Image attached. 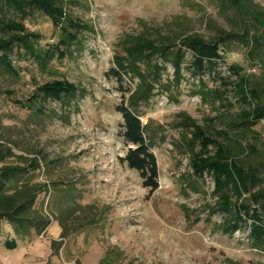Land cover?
Wrapping results in <instances>:
<instances>
[{
    "label": "rangeland",
    "instance_id": "rangeland-1",
    "mask_svg": "<svg viewBox=\"0 0 264 264\" xmlns=\"http://www.w3.org/2000/svg\"><path fill=\"white\" fill-rule=\"evenodd\" d=\"M62 4L70 18L89 28L67 47L59 46L61 31L42 13L26 10L22 16L0 1V39L11 35L7 23H20L38 36L29 40L35 52L47 55L41 63L14 47L13 71L0 64V168L27 170L12 176L5 192L45 188L32 209L49 221L41 235L31 230L17 238L20 248L0 257V264H264V252L250 239L251 221L243 219L237 232L225 234L236 221L235 211L222 212L213 178L197 175L192 163L224 149L232 162L262 180L241 196L231 192L232 202L249 204L252 194L264 196V120L245 121L243 114L254 103L243 104L234 89L247 78L251 88L264 90V48L252 45L253 38L264 37V0ZM220 31L237 39L223 43L221 60L202 73L188 50L179 75L171 63L159 58L152 63L159 67L155 77L150 72L154 91L137 109L158 164V190L149 191L122 162L127 147L116 108L128 96L106 74L133 38L176 45L197 36L216 44ZM54 81L77 92L60 102L44 101L38 88ZM136 84L128 75L121 86L133 90ZM198 133L215 145L204 149ZM55 223L61 232L53 241L49 229ZM2 225L9 228L5 220ZM36 245L37 257L23 258Z\"/></svg>",
    "mask_w": 264,
    "mask_h": 264
},
{
    "label": "trees",
    "instance_id": "trees-1",
    "mask_svg": "<svg viewBox=\"0 0 264 264\" xmlns=\"http://www.w3.org/2000/svg\"><path fill=\"white\" fill-rule=\"evenodd\" d=\"M5 8L12 9L22 16H26V10H36L42 13L50 20L52 27L61 31V39L58 44L62 47L74 43L78 35L88 31V26L70 18L64 11L62 0H0ZM264 26V23H262ZM6 29L11 33L8 38L0 39V64L4 65L9 71L12 70L10 54L14 47L22 48L33 59L43 63L47 57L41 56L35 52L29 40L38 39V36L27 33L20 23H7ZM237 39L235 35L224 34L220 31L219 42L210 44L197 36L185 37L178 44L168 43L160 44L147 37L139 36L133 38L122 50L121 55L114 58L115 68H111L106 76L111 77L119 85V91L123 97L128 96L123 101V106L116 108L121 115L123 124L121 126V138L127 147V153L122 162L126 163L130 170L137 172L143 181V187L149 191L158 190V164L156 157L151 152L152 144L146 137L147 126H145L137 109L142 104L147 103L154 91V85L149 80L150 72L155 77L159 67L152 66L154 59L159 58L163 63H171L174 73L179 75L181 66L185 57L184 50L190 51L193 57V66L197 71L203 72L206 65H215L221 60L220 46L226 41ZM252 45L254 50L264 48V37L253 38ZM59 50V47H58ZM59 57L64 55L59 52ZM238 70V68H231ZM130 75L132 80H137L138 84L133 90H124L122 83L124 77ZM241 101L245 105H252L249 112H245L243 117L246 122L257 123L264 120V104H261V97L264 96V90L251 88L247 78H240L235 84ZM76 88L67 83L54 81L46 83L38 88V93L44 101L51 100L60 102L63 98L74 96ZM125 99V98H124ZM19 106L29 109L21 105ZM199 139L206 143L202 147L207 149L215 142L205 138L198 133ZM1 157V154H0ZM1 160V158H0ZM194 171L201 176L204 173L210 174L214 180L215 192L219 195L220 208L224 213H230L233 208L235 219L230 224V230H225V234H232L240 229V224L245 221H251L250 239L255 247L264 252V196L261 194H252L248 199L249 204L241 203L236 205L231 200L230 193L238 196L246 193L249 187H255L262 183V180L255 176L254 170L246 166H239L230 160L224 149H218L213 157L206 159L202 157L194 158ZM27 172L25 168L20 167H1L0 168V234L2 233V221L5 220L9 228L12 229L14 238L6 239L3 246L13 251L17 248L18 239L28 237L30 231L36 235L49 226V221L39 212L32 209L35 203V195L41 191L25 189L23 192L12 195L6 194V182L16 174ZM252 205L259 206V210L253 209ZM233 264V262H229Z\"/></svg>",
    "mask_w": 264,
    "mask_h": 264
},
{
    "label": "crops",
    "instance_id": "crops-1",
    "mask_svg": "<svg viewBox=\"0 0 264 264\" xmlns=\"http://www.w3.org/2000/svg\"><path fill=\"white\" fill-rule=\"evenodd\" d=\"M4 228V231H5V234L7 235L6 238L4 237H0V257L2 258H9L11 255H13L20 247H19V244L17 245V248L13 251H9L7 250L4 246H3V243L6 241V239H12L14 238V235H13V231L11 228H8L7 226L3 227ZM1 230V229H0ZM50 233H52V240L55 241L56 237L60 234V230H59V226L57 223L53 224L50 229H49ZM3 234V231L2 233ZM38 250V247L37 245L35 246V248L33 247L29 249L28 252H26V254L23 256V258L25 259H28V260H31V259H34V257H37V253L36 251ZM35 252V253H34ZM4 260V259H3ZM2 264V262H1Z\"/></svg>",
    "mask_w": 264,
    "mask_h": 264
}]
</instances>
